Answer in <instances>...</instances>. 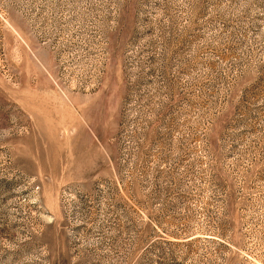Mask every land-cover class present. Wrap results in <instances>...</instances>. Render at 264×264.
I'll use <instances>...</instances> for the list:
<instances>
[{
  "label": "rangeland",
  "instance_id": "obj_1",
  "mask_svg": "<svg viewBox=\"0 0 264 264\" xmlns=\"http://www.w3.org/2000/svg\"><path fill=\"white\" fill-rule=\"evenodd\" d=\"M0 264H264V0H0Z\"/></svg>",
  "mask_w": 264,
  "mask_h": 264
}]
</instances>
